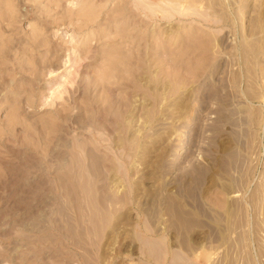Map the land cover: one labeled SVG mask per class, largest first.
<instances>
[{
	"label": "rangeland",
	"instance_id": "rangeland-1",
	"mask_svg": "<svg viewBox=\"0 0 264 264\" xmlns=\"http://www.w3.org/2000/svg\"><path fill=\"white\" fill-rule=\"evenodd\" d=\"M194 1L0 0V264H264V0Z\"/></svg>",
	"mask_w": 264,
	"mask_h": 264
},
{
	"label": "bare ground",
	"instance_id": "bare-ground-1",
	"mask_svg": "<svg viewBox=\"0 0 264 264\" xmlns=\"http://www.w3.org/2000/svg\"><path fill=\"white\" fill-rule=\"evenodd\" d=\"M144 1H145V0H144ZM148 1H149V0H148ZM189 1H190V0H189ZM193 1H194V0H193ZM195 1H196V0H195ZM195 1H194V2H191V4H195ZM200 1H202V0H200ZM140 2H141V1H140ZM155 2H156V1H155ZM138 3H139V2H138ZM145 3H147V2H145ZM145 3H144V4H145ZM151 3H152V2H151ZM151 3H147V4H150V8H151V7L154 8V5L151 6V5H152ZM178 3H179V2H178ZM182 3H183V2H182ZM199 3H200V2H199ZM201 3H202V2H201ZM203 3L205 4V2H203ZM162 4H163V3H162ZM172 4H173V2H172ZM174 4H175V3H174ZM191 4L189 3V5H191ZM197 4H198V3H197ZM139 5H140V4H139ZM142 5H143V3H142ZM164 5H166V4L164 3ZM185 5L188 6L187 3H186ZM198 5H199V4H198ZM200 5H201V4H200ZM144 6H145V5H144ZM144 6H143V8H144ZM173 6H175V5H173ZM178 6H179V4H178ZM178 6H177V7H178ZM194 6H196V5H194ZM155 7H156V6H155ZM183 7H184V5H183ZM190 7H191V6H190ZM192 7H193V6H192ZM145 8H147V7L145 6ZM148 8H149V6H148ZM152 8H151V9H152ZM171 8H172L171 10L173 11V7H171ZM174 8H175V7H174ZM200 8H201V6H199V8H196V9H195V8H192V9H195V10L198 11L197 14H196V16L199 14V10H198V9H200ZM151 9L149 10L150 13H151ZM156 9H157V8H156ZM159 9H160V8H159ZM178 9H179V7H178ZM180 9H181V7H180ZM147 10H148V9H147ZM189 10H190V9H189ZM189 10H188V11H189ZM195 10H192V11L196 12ZM204 10H206V9H204ZM204 10H203V11H204ZM162 11H163V10H162ZM175 11H176V10H174V12H175ZM178 11H179V10H178ZM180 11H181V10H180ZM180 11H179V12H180ZM183 11H187V10H183ZM183 11H182V14H183ZM192 11H190L189 13H187V12H186V13H187V14H190ZM203 11H202V13H203ZM165 12L167 13V10L164 11V13H165ZM179 12H178V13L176 12V13L179 14ZM164 13H163V14H164ZM202 13L200 12V14H201V16H202V18H203V17L205 16V15H204L205 13L203 14L204 16L202 15ZM144 14H145V16L147 15L146 12H144ZM182 14H179V16L182 15ZM191 14H192V13H191ZM200 14H199L198 16H200ZM206 14H208V12H207ZM147 16H148V15H147ZM147 16H146V17H147ZM184 16H185V15H184ZM191 16H192V15H191ZM148 17H149V16H148ZM149 18L151 19V17H149ZM204 19H205V18H204ZM210 19H211V18H210ZM210 19H209V20H210ZM211 20H212V19H211ZM70 58H71V57L69 56V59H70ZM48 82H49V81H48ZM64 82H65V81H64ZM60 84H61V82H60ZM51 85H52V84H51ZM61 85H62V84H61ZM61 85H59V86L61 87ZM59 86H58L57 88L54 87L55 89H57V90H55V91H58V92H59V91L61 90V88H60ZM50 102H51V101H50ZM50 102H49V103H50ZM196 264H197V263H196Z\"/></svg>",
	"mask_w": 264,
	"mask_h": 264
}]
</instances>
